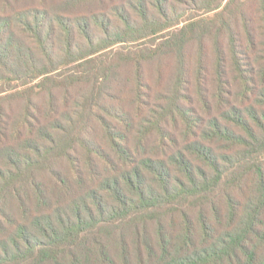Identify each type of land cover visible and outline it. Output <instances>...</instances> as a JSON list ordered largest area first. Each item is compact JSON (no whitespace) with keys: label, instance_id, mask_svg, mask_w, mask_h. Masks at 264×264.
I'll list each match as a JSON object with an SVG mask.
<instances>
[{"label":"trees","instance_id":"16d2710c","mask_svg":"<svg viewBox=\"0 0 264 264\" xmlns=\"http://www.w3.org/2000/svg\"><path fill=\"white\" fill-rule=\"evenodd\" d=\"M0 264H264V0H0Z\"/></svg>","mask_w":264,"mask_h":264}]
</instances>
